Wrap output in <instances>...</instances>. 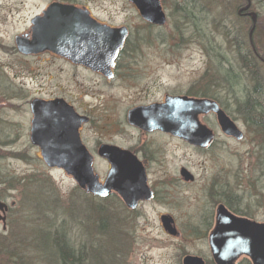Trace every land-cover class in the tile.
Returning a JSON list of instances; mask_svg holds the SVG:
<instances>
[{
    "label": "flooded vegetation",
    "instance_id": "flooded-vegetation-1",
    "mask_svg": "<svg viewBox=\"0 0 264 264\" xmlns=\"http://www.w3.org/2000/svg\"><path fill=\"white\" fill-rule=\"evenodd\" d=\"M21 1L0 0V10L11 12L22 5ZM28 1L35 12H30V7L24 14L17 12L16 23L21 20V25L3 28L0 24V101L6 102L9 111L22 115L19 133L0 127V145L8 143L4 138L24 140L33 159L43 162L49 170L67 175L80 192L98 200L115 196L130 212L136 213L146 205L166 204L169 211L158 215L161 232L169 242H176L178 251L185 249L176 264H264V215L246 212L247 204L254 203L252 198L234 205L226 193L232 188L242 193L243 199L248 194L258 195L255 191L264 181V149L257 148L258 155H251L254 160H249L248 169L239 164L237 169L232 168L231 175L223 169L219 178L201 169L193 172L187 165L170 168L162 158L167 147L184 145L204 155L208 166L209 157L214 160L209 152L221 134L239 142L246 139V133L223 102L205 93L208 85L201 92L194 85L181 91L177 85L170 86L159 101L146 106L130 101L117 117L118 126L107 123L115 113L107 120L96 119L93 111L86 110L91 108L84 105L83 73L103 79L108 86L119 79L132 80L125 69L132 57L131 16L116 13V0ZM126 1L135 11L138 24L155 34L170 22L164 0H159L165 16L163 25L148 21L133 3ZM185 1L171 0L173 12L180 14L177 9ZM185 12L181 9V13ZM248 13L249 10L240 15L249 16ZM251 49L236 50L241 73L229 76L239 84L243 74L251 79L252 103H242V111L263 113L260 69L264 60L254 47ZM109 67L110 79L105 75ZM63 79L67 83H61ZM202 100L215 102L231 121L219 120L214 111L205 112L208 106ZM76 115L87 119L78 126L77 135L70 130L77 126ZM131 132L136 134L133 142L127 140ZM158 138L163 144L155 140ZM192 186L203 198L202 209L196 208L194 217L184 211L186 218L180 223L175 213L176 194L182 187ZM211 192L216 195L215 201H207L212 198ZM260 208L264 209V203L252 209ZM9 211L8 200L0 199V222L4 225ZM189 243L196 244L197 250L188 249ZM116 252L115 263L118 256L125 260V254ZM108 259V264H113L111 257ZM3 263L4 258L0 257V264ZM102 263L106 261L103 259Z\"/></svg>",
    "mask_w": 264,
    "mask_h": 264
},
{
    "label": "rangeland",
    "instance_id": "rangeland-1",
    "mask_svg": "<svg viewBox=\"0 0 264 264\" xmlns=\"http://www.w3.org/2000/svg\"><path fill=\"white\" fill-rule=\"evenodd\" d=\"M116 1V13L122 17L131 16L129 20L133 25V43L129 47L132 57L129 65L125 64L132 80L119 79L108 86L103 79L83 73L84 105L91 108L86 110L93 111L96 119H108L115 113L107 123L117 125V117L123 114L130 101L146 106L159 101L170 86L177 85L181 91L194 85L201 92L208 85L209 91L205 93L223 102L226 111L246 133V139L239 142L221 134L209 152L214 160L209 157L208 166L204 155L184 145L167 147L162 158L170 168L187 165L193 172L201 169L207 174L215 173L218 178L223 175V169L231 175L239 164L248 169L249 160H254L251 155H258L257 148L264 149V112L258 118V125H254L256 127L246 123L242 103H252L251 79L243 74L239 84L229 75L241 73L238 48L250 51L254 47L264 60V0H186L177 9L180 14L173 12L171 0H164L170 11V22L156 34L138 24L135 11L126 0ZM21 2L22 5L11 12L0 10L3 28L21 25V20L16 23L17 12L24 14L27 7L30 12L34 11V5L28 0ZM247 7L249 16H241L240 12ZM181 9L186 12L181 13ZM262 68L260 78L264 88ZM61 83H67V80L63 79ZM200 92L197 95H201ZM5 105L4 100L0 101V127L17 134L22 115L9 111ZM129 134L132 136L127 140L133 142L136 134ZM155 140L163 144L160 138ZM4 141L8 143L0 145V199L8 200L10 211L7 223L0 222L3 264H7L6 259L15 260L16 264H63L54 243L57 230L64 232L60 240L67 250H72L73 257L80 259V264H108L109 257L110 262L117 264L123 259L118 256L115 263L116 251L126 256L122 264H176L185 253L183 247L178 251L176 242H169L161 232L158 215L169 211L166 204L146 205L133 213L115 196L107 200L95 199L80 192L73 180L61 171L49 170L43 162L33 159L30 146L24 140L16 141L13 137L4 138ZM258 186L255 191L258 195L248 194L244 199L242 193L232 188L226 193L234 205L239 200L252 198L254 203L247 204L246 212L263 216V208L252 209L258 203H264V181L261 180ZM215 196L211 192L212 198L207 201H215ZM176 197L175 213L181 219L180 223L186 218L184 211L194 217L196 208L202 209L203 198L193 186L182 187ZM187 248L197 250V245L189 243ZM103 259L106 263H102Z\"/></svg>",
    "mask_w": 264,
    "mask_h": 264
},
{
    "label": "water",
    "instance_id": "water-1",
    "mask_svg": "<svg viewBox=\"0 0 264 264\" xmlns=\"http://www.w3.org/2000/svg\"><path fill=\"white\" fill-rule=\"evenodd\" d=\"M129 1L132 2L138 8V10L141 13V16L146 18L148 21L153 22L154 24H157V25H163L165 23V16L162 12L159 0H129ZM246 10H248V7L244 9V11H246ZM255 21H256V18H255V15H253V22H255ZM105 75L108 78L112 77L110 67L107 68ZM201 102L206 103V105L208 106L205 112L214 111L215 113H217L219 120L222 119L224 121H230V119L224 114V112L219 109V107L216 103H212L209 101H201ZM76 117H77V119H80V121L77 120V122H76L77 126L72 127L71 129L69 126L68 130L70 129L72 132H76V135H77L78 126L81 124V122H87V119L86 118H79L77 115H76ZM93 192H95V191H93ZM165 225L167 227L166 222H165Z\"/></svg>",
    "mask_w": 264,
    "mask_h": 264
},
{
    "label": "trees",
    "instance_id": "trees-1",
    "mask_svg": "<svg viewBox=\"0 0 264 264\" xmlns=\"http://www.w3.org/2000/svg\"><path fill=\"white\" fill-rule=\"evenodd\" d=\"M246 68H250V66H246ZM261 98V97H260ZM262 109V108H261ZM255 113H258V114H255ZM245 119H247L246 121L249 122L250 124H252L253 126L254 125H258L259 123V116H261L262 114L258 112H256L255 110L252 112V111H244L243 113ZM254 117H257L256 118V121L257 123L255 124L253 121H254ZM249 119H252V120H249ZM256 127V126H254ZM61 236H62V239L64 237V232L62 230H57L56 231V237H57V240L54 242L55 243V246L57 248V253L59 255V258L61 259L62 263L63 264H80V259L77 258V257H73V255L71 254L72 253V250L69 248V250H67V246L64 245L63 241L60 240L61 239ZM66 258H68V260L66 261Z\"/></svg>",
    "mask_w": 264,
    "mask_h": 264
}]
</instances>
